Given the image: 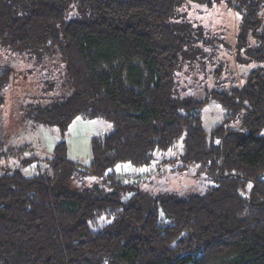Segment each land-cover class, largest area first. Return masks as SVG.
<instances>
[{
	"label": "trees",
	"instance_id": "16d2710c",
	"mask_svg": "<svg viewBox=\"0 0 264 264\" xmlns=\"http://www.w3.org/2000/svg\"><path fill=\"white\" fill-rule=\"evenodd\" d=\"M189 1L221 0H0V50L44 67L42 77L55 76L51 68L60 64L66 86L29 117L63 135L78 116L115 126L92 139L86 170L62 140L48 159L51 174L0 172V264H264V67L242 86L194 99L181 86L189 74L183 61L207 40L183 18ZM263 2H237L238 49L252 36L244 54L258 62ZM12 74L0 67V106ZM211 99L226 123L209 133L200 109ZM180 140L172 168L203 172L211 182L204 192L158 197L146 180L120 181L117 165L149 171L154 151Z\"/></svg>",
	"mask_w": 264,
	"mask_h": 264
},
{
	"label": "rangeland",
	"instance_id": "374dc122",
	"mask_svg": "<svg viewBox=\"0 0 264 264\" xmlns=\"http://www.w3.org/2000/svg\"><path fill=\"white\" fill-rule=\"evenodd\" d=\"M237 2L221 0L208 6L189 1L183 5L184 20L191 21L197 27L194 30L202 29L204 40H207L206 43L203 40L194 43L195 49L199 46L200 50L192 58L183 61V73L187 71L189 74L181 77V86L186 87L185 91L193 89V98L196 100L203 99L213 89L242 86L252 70L264 67V62L244 54L248 47L246 45L255 44L252 36L249 42L238 49L243 13L238 10ZM260 16L264 18V2L260 7ZM3 66L13 69V77L5 90V103L0 106V172L19 169L26 176L41 172L51 174L48 159L53 157L57 143L62 140L66 142L68 158L76 163L78 170L90 168L93 162L92 139L112 132L114 124L102 117L78 116L63 135L57 126L35 123L29 113L37 106L51 104L66 90L59 78L60 64L51 68L55 76L42 77L39 76V69L44 67H39L21 53L2 48L0 67ZM200 112L203 126L209 133L216 125L226 123L225 111L214 99L202 105ZM240 124L239 120L227 123L230 127ZM260 134L264 135V127ZM182 147L180 140L170 149L154 151L149 170L151 174L139 179V182L146 180L145 187L153 196L162 197L171 191L204 192L211 183L205 179L203 172L197 175L194 167L173 170V160L171 162L170 159L179 160ZM144 169H138L130 163L116 166L118 175L127 176ZM162 172L164 175L160 177ZM130 181L133 182L131 179L121 182Z\"/></svg>",
	"mask_w": 264,
	"mask_h": 264
},
{
	"label": "built area",
	"instance_id": "2783aa9c",
	"mask_svg": "<svg viewBox=\"0 0 264 264\" xmlns=\"http://www.w3.org/2000/svg\"><path fill=\"white\" fill-rule=\"evenodd\" d=\"M150 174H151L150 171H148V170L146 171V169H144L138 173L130 174L129 176H127L126 174L120 175L119 179L121 181H126L127 179H131L133 181H139L140 178H145V177L149 176Z\"/></svg>",
	"mask_w": 264,
	"mask_h": 264
}]
</instances>
